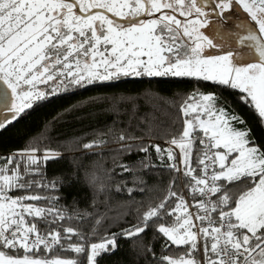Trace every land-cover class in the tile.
Instances as JSON below:
<instances>
[{
	"label": "snow or ice",
	"instance_id": "obj_1",
	"mask_svg": "<svg viewBox=\"0 0 264 264\" xmlns=\"http://www.w3.org/2000/svg\"><path fill=\"white\" fill-rule=\"evenodd\" d=\"M129 78L197 87L113 93L103 101L114 119L87 142L61 151L42 133L0 156V264H98L120 239L144 264H264V143L238 111L264 128V0H0V132L53 97ZM74 152L67 186H87L92 211L61 205L63 178L43 175ZM105 222L127 227L94 240ZM149 231L178 255L157 256Z\"/></svg>",
	"mask_w": 264,
	"mask_h": 264
},
{
	"label": "trees",
	"instance_id": "obj_2",
	"mask_svg": "<svg viewBox=\"0 0 264 264\" xmlns=\"http://www.w3.org/2000/svg\"><path fill=\"white\" fill-rule=\"evenodd\" d=\"M119 86L112 88L106 86H90L88 89H82L78 92L67 93L53 97L50 101L45 102L38 109L32 111L30 114L24 116L9 127L7 130L0 132V156H7L14 153L18 149L24 148L28 144H35L41 138V134H45L48 139L43 141L44 145L51 147L52 149L63 150V145L71 143L75 147L74 139L79 138L82 142H87L94 137L95 131L104 128L106 124L111 123L114 119V114L110 113L108 109L110 105L103 101V97L117 94H136L137 92H143L145 90H159L162 93L167 94H186L193 92L197 85L194 82H177L168 80H156V79H140L129 78L118 82ZM205 90V89H202ZM225 95H227L225 93ZM93 98H99L97 102H92ZM143 111V109H142ZM238 111L247 120L248 126L252 129V135L255 137L258 143H264V128H262L257 117L251 114L247 109L238 107ZM58 117L57 122H53L46 127V122H51L52 118ZM163 144L162 141H160ZM115 147L114 145H109ZM96 151H103L105 154L108 152V148L98 149ZM79 152L65 153L63 158L58 161L50 160L45 164H42V170L45 180L51 181L58 177H62L64 184L59 188L58 192L53 194L61 197L59 203L61 205L69 206L71 210L72 201L78 202L80 209L87 208L88 211H92L89 207V202L92 197V193L87 186L79 183H73L71 187L67 186L69 174L72 172V165L70 161L73 156L79 157ZM143 154L132 155L123 157V162L127 164H133ZM96 159L94 156H90L82 160L84 168L92 171L95 167L93 161ZM155 159V157H153ZM105 167H112V161L107 160L104 162ZM83 171V169H81ZM121 171L117 168V172ZM136 175L142 176L148 181V184L155 185L158 183L155 175L148 174L146 172H137ZM124 179L128 181V186L132 187V175L124 173ZM121 179V177H117ZM167 175L164 176L165 182L167 181ZM35 191H40L35 189ZM42 194L47 195L45 191ZM154 196L162 195L160 192L152 193ZM133 196L136 200H145V194L134 192ZM103 199V195L100 197ZM117 199H128L127 194H121L117 196ZM101 211L103 205H98ZM115 213H111L114 215ZM126 219H132L131 216ZM71 226L76 227L77 221H71ZM120 226L127 227L126 223H122ZM117 225L109 226L108 222H105L104 226L99 229V236L94 240H98L105 235V231L110 234L112 232H118L119 227ZM153 233L149 231L144 237L145 244H151L153 250L157 256L169 255L176 256L178 251H166L162 248L161 240H153ZM120 247L118 250L111 254H102V257L98 258V264H144V258L138 257L136 250L133 249L131 242L120 239L118 240Z\"/></svg>",
	"mask_w": 264,
	"mask_h": 264
}]
</instances>
